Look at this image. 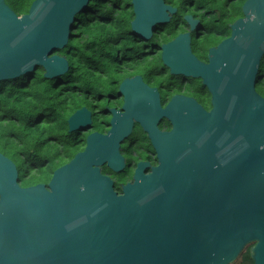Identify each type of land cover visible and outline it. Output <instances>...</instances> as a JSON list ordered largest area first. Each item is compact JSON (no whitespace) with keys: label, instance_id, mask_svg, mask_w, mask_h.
<instances>
[{"label":"water","instance_id":"obj_1","mask_svg":"<svg viewBox=\"0 0 264 264\" xmlns=\"http://www.w3.org/2000/svg\"><path fill=\"white\" fill-rule=\"evenodd\" d=\"M92 1L33 0L17 16L0 0V83L37 69L46 79L64 75L68 61L56 52ZM130 5V30L141 39L174 12L163 0ZM242 13L207 65L190 52L188 34L162 47L171 74L203 78L210 112L180 96L162 108L156 91L136 77L120 85L122 112L111 110L107 133L89 134L46 186L21 188L15 164L0 154L1 264H232L249 245L253 264H264V99L255 91L264 0H246ZM161 119L170 131L159 130ZM133 121L157 165L143 174L146 164H138L118 193L100 167L122 170L119 148ZM89 124L85 108L67 120L69 132Z\"/></svg>","mask_w":264,"mask_h":264},{"label":"trees","instance_id":"obj_2","mask_svg":"<svg viewBox=\"0 0 264 264\" xmlns=\"http://www.w3.org/2000/svg\"><path fill=\"white\" fill-rule=\"evenodd\" d=\"M32 1L5 3L21 16ZM132 18L130 0L92 1L75 16L67 46L56 52L68 61L64 75L46 79L37 69L0 83V152L18 165L21 185L47 183L55 169L82 150L83 139L76 132L68 133L67 120L113 88L119 77L115 52L134 43ZM260 66L264 71V58ZM93 130L102 132L99 126ZM21 134L30 139L24 141ZM249 248L232 264H253Z\"/></svg>","mask_w":264,"mask_h":264},{"label":"flooded vegetation","instance_id":"obj_3","mask_svg":"<svg viewBox=\"0 0 264 264\" xmlns=\"http://www.w3.org/2000/svg\"><path fill=\"white\" fill-rule=\"evenodd\" d=\"M245 1L163 0L166 6L174 9V12L166 11L169 17L168 22L155 24L152 27L151 36L148 39L138 38L131 33L134 36L131 39L134 43L126 48L118 47L114 55L119 77L114 82L113 88L105 97L97 96L87 106L81 107L90 113L89 126L82 130L73 131L83 139L84 145L81 151L85 147V139L89 134L97 132L104 135L110 129L111 110L122 112L123 96L119 88L124 80H131L138 77V83L148 89L156 91L159 98V105L162 108L168 104L172 97L180 96L193 100L204 112H210L212 109L211 93L204 84L203 78L200 75L196 77H185L171 74L170 70L163 64L162 47L174 40L177 36L188 34L190 52L198 62L207 65L210 50L215 49L222 41L230 38L232 24L238 19L243 18L242 6ZM235 8L237 10L234 14L233 11ZM131 12L133 20L135 16L132 6ZM231 16H233L232 20H230ZM260 65L255 76V91L257 95L264 99V71ZM238 82L242 83L243 81L240 80ZM259 82L261 87L257 91ZM225 83L226 80H220L219 86L223 87ZM97 126L102 128V132L93 130ZM157 126L159 130L164 132L170 131L171 129L166 119H161ZM73 132L68 131V133ZM119 152L124 162L122 170L114 172L106 165L100 167L101 174L111 179L113 189L118 193H120L123 185L132 182L138 164L142 166L146 164L145 167H142L143 174H149L151 168L157 165L155 151L146 133L135 121H133L130 134L120 144ZM0 154L2 153L0 152ZM15 166L18 172V184L21 188L40 184L37 183L29 186L21 185L19 181L21 173L18 171V165L15 164ZM47 183L41 184L46 186ZM1 263H3L2 260H0Z\"/></svg>","mask_w":264,"mask_h":264},{"label":"rangeland","instance_id":"obj_4","mask_svg":"<svg viewBox=\"0 0 264 264\" xmlns=\"http://www.w3.org/2000/svg\"><path fill=\"white\" fill-rule=\"evenodd\" d=\"M261 60H263V59H261ZM261 62V61H260ZM20 78V77H19ZM260 87H261V85H260V82L258 83V88H257V91H259L260 90ZM22 136H23V140L25 141V139L26 138H28V139H30L29 137H25L23 134H21ZM251 246V245H250Z\"/></svg>","mask_w":264,"mask_h":264}]
</instances>
